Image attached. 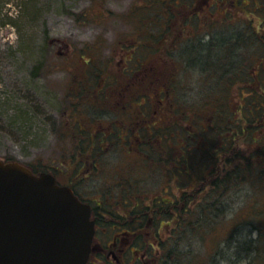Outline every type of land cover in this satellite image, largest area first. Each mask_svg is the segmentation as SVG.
<instances>
[{"label":"rangeland","instance_id":"374dc122","mask_svg":"<svg viewBox=\"0 0 264 264\" xmlns=\"http://www.w3.org/2000/svg\"><path fill=\"white\" fill-rule=\"evenodd\" d=\"M4 1H9L5 7ZM161 11L160 0H0V159L19 162L38 171L49 165L62 164L66 159V147L74 148L76 145L69 139L70 131L66 130L73 112L70 105L71 91L78 88L71 71L82 67L94 71L91 70L92 66L101 65L99 73L104 75L112 70L120 72L122 59L137 52L133 46L136 39H142L136 33L140 30L138 24L141 19L145 20L144 23L149 21L151 32H157L159 29L155 22L162 21ZM237 28L242 27L218 23L213 34L205 36L206 46L213 54V60L209 63L207 59H202V55L206 54L200 52L203 48L199 47L197 41L194 43L187 38L177 43L179 49L170 46L171 57H164L165 53L154 57L159 64L157 67L167 69L175 60L180 63L182 70L189 72L186 75L182 71V83L179 88L176 84L174 97L202 102L200 98H205V101L210 91L212 97L220 93L221 73L217 62H220L219 65L227 64L233 76L237 71L254 64L256 51L251 49V43L247 46L246 43L226 40L224 34L235 33ZM180 53L185 55H182L181 61ZM222 56V60L218 58ZM85 61L90 64L85 65ZM209 69L215 73L212 75ZM148 72L151 73L147 80L148 93L158 98V82L159 86L162 85L167 77L161 81L162 73ZM145 73L141 74L145 76ZM237 87L232 85V97L239 92ZM148 111L152 114L151 105ZM235 147L244 149L245 141L238 140ZM238 149L223 157L218 174L224 173L225 167L230 169L238 163ZM104 159L114 165L105 167L96 181L83 184L87 189L98 191L102 187L106 188L108 181L113 183L122 176H137L139 169L131 166L134 159L129 153H111ZM227 160H233L234 163L226 164ZM68 169L71 171L72 167ZM148 177L151 179L146 185L150 192L161 193L162 189L167 188L165 174L162 179L159 172ZM212 179H208L209 182ZM262 199L264 197L258 192L257 186L242 179V184H235L223 200V206L226 207L224 215L228 220L225 225L231 227L241 217L250 215L253 206L256 207ZM236 214L240 216L239 219H234ZM225 225H221L218 231H226ZM251 230L248 225L241 227L240 237L252 235V238H257L258 233L254 231L250 234ZM216 237L212 234L205 243H197L204 254L206 248L209 253L206 256L214 254ZM226 252L228 261L222 264H248L247 253H243L238 260L234 257L235 251L229 246Z\"/></svg>","mask_w":264,"mask_h":264},{"label":"trees","instance_id":"16d2710c","mask_svg":"<svg viewBox=\"0 0 264 264\" xmlns=\"http://www.w3.org/2000/svg\"><path fill=\"white\" fill-rule=\"evenodd\" d=\"M160 2L162 4V11L160 12L162 21L160 23L155 22L159 30L154 33L151 32L149 21L144 23L145 20L141 19L140 24H138L140 30L136 33L137 37L142 39H136L135 46H133L135 49L139 48V50L132 53L131 57L122 59L123 62L120 65L122 70L120 72L116 70L113 72L112 70L107 75H104L99 73L102 70L100 68L101 65L95 66V68L92 66L93 69L91 70L94 71L88 70V67L71 71L74 75L75 85L78 88L71 91L73 95L70 105L73 108V112L70 116V121L67 122L70 128L68 127L66 130L77 134L81 130L80 127H83L82 125L88 126L95 120V115L107 113L104 111H108L110 106L112 107L110 104L115 100L140 99L142 98L141 96L146 97V94L150 101L162 98H176L173 93L176 91L174 88L176 84H178V88L180 87L183 77L182 73L185 72L188 75L189 72L182 70L179 63L175 60H172L167 69L157 67L159 64L156 62V58L164 53V57H171L172 55L169 52V48L171 45L173 46V37L177 33L176 27L178 24L177 0H160ZM7 4H9V1H4L3 7ZM256 29L257 34L255 35L257 38L252 39L253 44L256 46L255 66L251 63L249 68L246 67L243 70V76H239L240 72H236L235 76H233V72L229 71L227 64L219 65L220 62H217L221 73L219 80L222 85V88L218 91L221 92L215 93L212 97L210 91L206 100L204 101L205 98H200L202 102H198L196 105L197 112L201 109L203 116L207 119L212 117L217 122V127L214 126L215 128L212 129L213 135L195 139L191 135L192 132L188 128V124L185 123L187 127H183L181 130L178 129L179 132L176 133L178 135L172 138L174 140L171 146L177 147L176 139H181L186 141L187 144L192 141L194 148L188 150L186 148L187 144L183 143L179 147L182 146L184 148L183 146L186 145V150H164L165 154L163 153L162 155L164 157L162 163L165 168L163 171L165 177L177 183L180 201L175 202V204L173 202L168 204L169 207L178 206V218L173 214L169 216L165 214L164 210L167 209V205L165 206L166 203H161L163 205L161 206V216L163 217L159 218V216L157 224L154 225L155 228L157 227L156 229H160L158 231L159 234L153 231L152 235L148 236L149 239L155 236L159 240L158 246L153 250L154 255L158 258V264H222L224 261H228L227 246L235 251V259L239 260L243 253H247L248 264H264V199L260 200L256 207L253 206L254 209H251L250 215L240 218L236 214L234 219H240L231 227L228 224L225 225L228 220H226L227 217L224 215L226 207L223 206V200L228 194V190L230 191L235 184H242V179H246V183L249 182L256 185L258 192H261L264 197V36H260L264 34V30H258V27ZM244 35L247 36V33ZM201 48L203 50L200 52L206 54L205 56L202 55V59H207V63L211 62L213 60L212 52L210 53L209 48ZM223 57L218 58L222 60ZM84 64L89 65L90 63L85 61ZM126 67H130L132 70ZM141 68L143 70L147 69V76L151 74L148 72L149 70L158 74L162 73L161 81L167 77L166 81H162V85L159 86L160 82H158V98H155V95H152L153 97L149 95L148 82L144 84L138 77L140 73L138 70H141ZM209 71H211L212 75L215 73L213 69H209ZM229 76L234 77L233 84H238L237 89H239V92L236 93L235 97L234 95L232 97L234 93L231 91L233 90L231 89L233 85L231 79L228 82L232 85H225L227 83L225 77L229 78ZM129 79L131 80L130 85L128 84ZM139 79L142 83H139ZM241 83H243V88ZM112 86L115 87L112 89ZM188 111L189 107L185 112L186 120L189 116ZM258 121L261 122L259 123L261 124L260 129L249 128V133H245L244 141L246 147L239 149L240 152L236 154L237 158L239 157L240 159L238 163L230 169L225 167L224 173L218 174L220 162L223 157H227L234 150L238 135L246 130L248 125L258 123ZM226 122L228 124L227 129ZM238 123L241 125L239 126V133ZM196 131L200 136L212 134L204 132L202 128H197ZM70 132L69 139L76 144L74 148L70 147L71 150H76L74 151V156L79 153L77 147L83 141V138L77 137L76 134L74 136ZM224 132L230 136L224 137ZM63 136L65 137L66 135L63 134ZM84 136L86 140L89 139L87 133H84ZM78 141L80 142L78 143ZM193 141H197L196 144ZM164 143L165 147L169 146L166 141ZM154 151L149 150V153H154ZM156 154L158 155V153ZM156 154H152L153 158L155 160L159 158L160 160L162 156L160 154L156 156ZM174 158H179V160H174ZM149 163L151 164L152 161L150 160ZM227 163L231 164L234 162L233 160H227ZM68 166L65 162L59 164L61 169H68L66 168ZM73 168L71 172H77L76 168ZM244 171H248V173ZM155 173H158L157 170H155ZM249 174L253 182L251 180L247 181ZM211 178L213 179L209 182ZM221 225H225L226 231H218ZM247 225L252 229L249 232L250 234L254 231L258 233L257 238H252V235L240 237L242 235V232H240L241 227ZM212 234L214 237L217 235L215 242L217 246L214 248V254L211 253L209 257L206 256L209 254L206 248H204L206 251L204 254L197 243L199 241L205 243L206 238Z\"/></svg>","mask_w":264,"mask_h":264},{"label":"flooded vegetation","instance_id":"af4514ba","mask_svg":"<svg viewBox=\"0 0 264 264\" xmlns=\"http://www.w3.org/2000/svg\"><path fill=\"white\" fill-rule=\"evenodd\" d=\"M176 10L178 11V24L172 46L176 49H179L176 46L177 43L186 38L193 40L194 43L197 41L199 47L208 48L205 36L212 35L213 29L218 26V23H225L230 26L237 24L242 27L237 28L238 31L235 33L224 34L227 37L226 40L246 43L247 46L251 43L253 45L251 49L255 50L256 46L252 39L257 38L255 35L257 34L256 28L264 30V0H177ZM245 33L247 36L244 35ZM184 36L187 37L184 38ZM260 36H264V34ZM182 55L184 54L180 53L179 55L180 61ZM126 68L131 69L130 67ZM243 70L237 71L241 74L239 76L244 75ZM138 71H141L140 74L146 72L145 76L141 74L142 77L140 78L146 84L148 80L147 69L141 68ZM140 79L139 83H142ZM226 80H229L228 77ZM233 81L234 79H231L232 84ZM229 84V82L225 83L226 86ZM235 85L238 84L235 83ZM242 86L243 83H241ZM145 96H141L140 99L129 98L112 101V103L114 102L110 104L112 107L110 106L108 111H104L107 113L95 115V120L88 126L82 125L83 127H80L81 130L77 134L70 132L74 136L76 134L77 137L83 138V141H78L80 143L77 147L79 151L77 156H73L76 150L66 147V159L63 163L76 168L77 172H71L72 170L65 168L61 169L59 164L58 166L49 165L43 171L51 173L58 186L71 189L82 203L89 205L92 209L91 220L95 223V236L87 264L159 263L153 251L158 246L159 240L155 237L149 239L148 236H151L155 230L154 225L157 224L158 217H163L161 216V206H163L161 203L167 205V209L164 210L165 214L168 216L173 214L178 218V206L169 207L168 204L179 202L180 193L177 183L167 177L165 180L166 189H162L161 193L153 192V190L150 192L149 186L146 185V182L151 179L148 175L157 170L162 176L161 179L164 178L163 169L165 165L162 163L164 150H186V145L183 146L184 148L179 147L180 144L186 143L181 139H176L177 147L171 146L174 140L172 138L178 135L176 134L179 132L178 129L187 127L185 123L188 124V128L192 132L191 135L195 139L197 137H211L210 135H213L212 129L218 125L212 117L207 119L203 116L201 109L197 112L196 105L200 100L162 98L150 101L147 94ZM150 102L152 103L150 104ZM150 105L153 110L152 114L148 113ZM188 107L189 116L186 120L185 112ZM259 123L261 122L248 125L246 130L238 135V140L244 141L245 133H249V128L260 129L261 124ZM239 126L241 125L238 123V133L240 131ZM197 128H202L204 132L212 134L200 136L197 134ZM84 133L89 135V139L84 138ZM228 136L230 135L225 133L224 137ZM164 141L169 144L168 147L164 146ZM196 142L193 141L194 144ZM192 145L191 141L186 148L191 150L194 148ZM237 149L234 147V150ZM149 150L155 151L149 153ZM122 152L129 153L134 159L131 166L139 169L136 173L137 176H122L113 183L108 181L106 188L102 187L98 191L89 190L83 186L87 181H96L105 171V167L114 165H110L108 160L105 161L104 156L111 153L122 154ZM152 154H156V156L160 154L162 157L160 160L159 158L155 160ZM70 159H72L71 162H69ZM150 160L152 161L151 164L149 163ZM174 160L178 161L179 158H174ZM144 186L146 187L145 190L143 189ZM100 191L102 194H98ZM113 191L114 194H112ZM156 231L158 233L160 229H156Z\"/></svg>","mask_w":264,"mask_h":264},{"label":"water","instance_id":"95a60500","mask_svg":"<svg viewBox=\"0 0 264 264\" xmlns=\"http://www.w3.org/2000/svg\"><path fill=\"white\" fill-rule=\"evenodd\" d=\"M91 213L51 175L0 160V264H87Z\"/></svg>","mask_w":264,"mask_h":264}]
</instances>
